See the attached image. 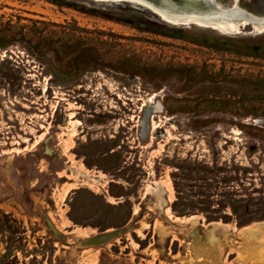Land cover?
Instances as JSON below:
<instances>
[{
  "label": "rangeland",
  "instance_id": "rangeland-1",
  "mask_svg": "<svg viewBox=\"0 0 264 264\" xmlns=\"http://www.w3.org/2000/svg\"><path fill=\"white\" fill-rule=\"evenodd\" d=\"M58 1L0 0V264H264V29Z\"/></svg>",
  "mask_w": 264,
  "mask_h": 264
},
{
  "label": "bare ground",
  "instance_id": "bare-ground-1",
  "mask_svg": "<svg viewBox=\"0 0 264 264\" xmlns=\"http://www.w3.org/2000/svg\"><path fill=\"white\" fill-rule=\"evenodd\" d=\"M155 11L159 16L172 22H194L217 29H232L237 25L251 24L255 30L264 29V17L254 20L243 12L234 13L232 17L217 14L218 5L213 0H155L151 7L134 0ZM242 11V10H241Z\"/></svg>",
  "mask_w": 264,
  "mask_h": 264
},
{
  "label": "trees",
  "instance_id": "trees-1",
  "mask_svg": "<svg viewBox=\"0 0 264 264\" xmlns=\"http://www.w3.org/2000/svg\"><path fill=\"white\" fill-rule=\"evenodd\" d=\"M52 3H55V4H61L60 1L58 0H48ZM105 5H108V4H105ZM110 6H115V5H119V4H116L114 2H111L109 4ZM97 13H100L102 16H109L105 11H99ZM157 27H154L153 29H151L153 32H164L161 30V28L163 29H166L165 33H162V34H165L167 36H170V37H178V38H183L185 35V33H183L181 30L179 29H176L175 27H173L172 25L168 24V23H163V24H156ZM151 28V27H150ZM250 52H255V54L257 55H260V56H264V45L262 44H257L253 47H251Z\"/></svg>",
  "mask_w": 264,
  "mask_h": 264
},
{
  "label": "water",
  "instance_id": "water-1",
  "mask_svg": "<svg viewBox=\"0 0 264 264\" xmlns=\"http://www.w3.org/2000/svg\"><path fill=\"white\" fill-rule=\"evenodd\" d=\"M95 1H107V0H95ZM115 1V0H114ZM139 2H143V3H145V4H147V5H149L150 7H151V5H152V3H154V1L155 0H138ZM217 5H218V3L215 1V0H213ZM239 10H238V8H237V6H236V4H234L233 6H231V7H228L227 9H222V8H220V6L218 5V12H217V14H218V16L219 15H222V16H224V17H232L233 16V14L234 13H237ZM243 13H246V14H248L251 18H253L254 20H260L261 18H263L264 17V15H262V16H254V15H252V14H250V13H248V12H246V11H243ZM168 23H171V24H176V23H173V22H171L170 21V19H168V18H166L165 19ZM251 26V25H250ZM211 28H213V27H211ZM215 29V28H214ZM215 30H217V29H215ZM217 31H219V32H221V33H229V32H227V31H220V30H217ZM257 32H259V31H257ZM109 233H112V232H109ZM109 233H106V234H103V235H100V236H98V239H100V240H105V239H107V238H104V239H102L101 237L102 236H105V235H107V234H109ZM114 234H115V232H114Z\"/></svg>",
  "mask_w": 264,
  "mask_h": 264
}]
</instances>
